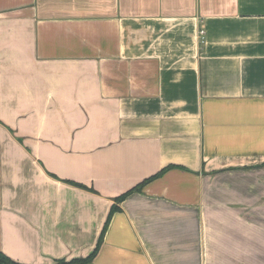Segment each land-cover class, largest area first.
<instances>
[{"label": "crops", "instance_id": "crops-1", "mask_svg": "<svg viewBox=\"0 0 264 264\" xmlns=\"http://www.w3.org/2000/svg\"><path fill=\"white\" fill-rule=\"evenodd\" d=\"M114 205L90 264H264V0H0V254Z\"/></svg>", "mask_w": 264, "mask_h": 264}, {"label": "trees", "instance_id": "trees-1", "mask_svg": "<svg viewBox=\"0 0 264 264\" xmlns=\"http://www.w3.org/2000/svg\"><path fill=\"white\" fill-rule=\"evenodd\" d=\"M166 170L167 169H164L160 173H157L156 175H154L148 179H145L144 181H142L141 183H139L138 185H136L135 187H133L132 189H130L129 191H127L126 193L121 195L120 197L116 198L115 204H119L124 198H126L130 194L140 192L149 182H151L152 180L161 176ZM116 212H118V207L116 205H114V206H112V208L109 212L108 219L104 225L102 233H101V235L98 239V242L96 244V247L94 248L93 252L88 257H86L84 259H74V260L67 261V262L66 261H57L55 264H90L97 255V252L100 248L102 238H103V235H104L105 230L107 228V225L109 223V220H110L111 216ZM0 264H18V263L13 262L9 258H7L6 256L0 254Z\"/></svg>", "mask_w": 264, "mask_h": 264}, {"label": "built area", "instance_id": "built-area-1", "mask_svg": "<svg viewBox=\"0 0 264 264\" xmlns=\"http://www.w3.org/2000/svg\"><path fill=\"white\" fill-rule=\"evenodd\" d=\"M200 43L204 44V31L200 30Z\"/></svg>", "mask_w": 264, "mask_h": 264}]
</instances>
